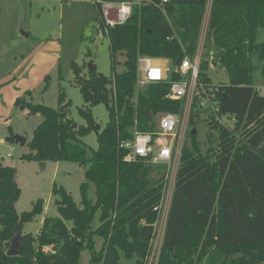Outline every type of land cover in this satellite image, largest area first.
Wrapping results in <instances>:
<instances>
[{"label": "trees", "instance_id": "1", "mask_svg": "<svg viewBox=\"0 0 264 264\" xmlns=\"http://www.w3.org/2000/svg\"><path fill=\"white\" fill-rule=\"evenodd\" d=\"M207 1L168 0L161 8V0H145L126 24L110 29V76L98 71L83 76L73 65L85 103H104L108 109L103 129L90 109L79 111L86 125L70 118V101L62 91L57 108L17 99V105L43 117L26 143L29 153L21 158L84 168L82 201L78 206L62 187H55L61 218L46 217L38 234H24V225L43 213V201L18 214L16 169L0 163V264H79L84 250L91 252L90 264H120L122 259L149 263L167 167L158 173L145 162H124L128 151L121 144L132 140L135 130L155 132L159 113L180 115L182 102L167 98L168 83L150 84L136 95L138 59L169 60L170 80L182 79L177 70L198 50ZM259 29L264 30V0H213L200 83L213 84L207 75L211 66L224 70L228 81L217 86L215 100L222 113L238 116L243 127L236 132L213 127L218 148L204 154L198 131L192 133L202 113L195 100L189 120L192 141L182 150L157 264H264V93L253 87L252 79L253 55L264 59ZM117 65L123 69L118 71ZM90 131L97 133V149L83 141ZM97 213L100 225L93 228ZM15 228L25 248L7 257ZM96 237L103 240L99 250Z\"/></svg>", "mask_w": 264, "mask_h": 264}, {"label": "rangeland", "instance_id": "2", "mask_svg": "<svg viewBox=\"0 0 264 264\" xmlns=\"http://www.w3.org/2000/svg\"><path fill=\"white\" fill-rule=\"evenodd\" d=\"M205 17L199 37L198 51L205 43ZM98 20L99 9L91 1L61 4L0 0V163L16 169V181L21 189V194L15 204L18 214L32 211L39 200L43 201V213L24 225V234H38L46 217L61 218L56 203L61 200V197L54 194L55 187H62L71 195L73 201L81 206L80 183L75 182L72 176L79 171L84 172V168L71 162H49L42 169L41 163L25 161L21 158L29 153L27 144L31 141L33 132L42 122L43 117L30 114L24 105L16 104L17 99H25L27 103L35 105L57 108L62 91L66 96V102L70 101L68 108L70 118L79 125H86L79 111L83 108L90 109L96 122L103 129L109 121L108 109L104 103L94 105L85 103L80 88L75 83L73 68L74 64L78 65L82 75L86 76L89 72V64L93 62L97 66L98 73L104 76L112 74L110 44L108 40L95 39ZM257 43H264L263 29L257 31ZM203 52L204 47L202 54ZM253 64V87L264 93V59H259L255 53ZM122 69L121 65H117L118 71ZM207 75L214 85H221L228 81L224 70L218 67L211 66ZM164 114L166 113H159L155 116L156 129L159 117ZM203 117L201 115L197 119L196 129L198 131L197 141L202 152L206 154L212 147L217 149L218 142L216 133L208 128ZM189 120L190 118L186 119V113H184L183 130H187L184 145L191 144L192 141L190 138L192 126L189 125ZM16 136L25 138L27 144L22 146L15 140ZM10 138L12 140H9ZM83 141L92 149L98 147V137L95 131H90L84 136ZM8 154L12 156L7 157ZM89 156H91L90 151ZM154 169L158 173L164 172L162 165L155 166ZM177 170L178 167L176 168L173 164L168 189L163 197L165 202L161 223L165 218L169 199L175 187ZM82 178L84 181V173ZM89 197L93 201L96 199L94 184L90 185ZM99 216L100 213H97L93 228L100 225ZM66 223L69 227L72 226L71 221ZM156 231H159V228ZM95 241L96 248L99 250L103 240L96 237ZM153 243L155 244L156 241ZM154 247L155 245L151 251V255L155 254L153 262L148 264L158 263L160 242L156 252L153 251ZM90 258L91 252L84 250L79 264H90ZM127 263L125 259L120 262V264Z\"/></svg>", "mask_w": 264, "mask_h": 264}, {"label": "built area", "instance_id": "3", "mask_svg": "<svg viewBox=\"0 0 264 264\" xmlns=\"http://www.w3.org/2000/svg\"><path fill=\"white\" fill-rule=\"evenodd\" d=\"M26 1H40L48 3H61L70 4L76 1H91L99 9V20L95 30L96 40H108L110 44V29L118 25H123L130 19L133 9L137 5H141L145 0H26ZM168 0H161L160 7L162 8ZM197 50L193 58L186 57L179 66L178 72L182 74V79L171 81L172 67L169 60L161 58H148L140 57L138 59V71L136 80V95L140 90L146 88L150 84L154 83H168L170 86L167 98L174 101L182 102V110L180 115L166 113L161 115L158 120L157 129L155 132H139L135 130L133 132L132 140L124 141L122 144H127V147L121 148L128 151V154L124 158V162L133 163L137 162V156H142L145 162L149 166H166L167 167V188L164 196L166 195L169 183V175L173 164L178 167L181 151L184 147V141L187 134V130H183L185 121L183 122V114L186 113V119L190 118L192 110L194 108L195 100H197V109L200 110L203 115V121L206 123L209 129L217 126L218 128H225L230 132H236L241 130L243 124L240 123V118L233 114H224L221 111L219 104L215 100L214 91L218 85H204L200 83L201 63H202V50ZM195 71V75L193 72ZM200 87V88H199ZM258 90V89H257ZM259 91V90H258ZM136 100V99H135ZM201 117V116H200ZM198 119V118H197ZM196 130V129H194ZM193 130V131H194ZM144 139V145H140L139 139ZM143 146L146 150L151 148V151H147V155L137 153L136 149ZM167 149V155H162L161 150ZM8 154L7 157H11ZM156 157V163H153V158ZM165 199H162L160 211L162 215ZM160 220L157 224V228L161 223ZM156 228V230H157ZM156 243H153L154 250L158 247L160 241V232L156 231L155 239ZM159 253L157 261L159 259ZM155 254L150 256L149 263L153 262ZM157 264V262H156Z\"/></svg>", "mask_w": 264, "mask_h": 264}, {"label": "water", "instance_id": "4", "mask_svg": "<svg viewBox=\"0 0 264 264\" xmlns=\"http://www.w3.org/2000/svg\"><path fill=\"white\" fill-rule=\"evenodd\" d=\"M28 36V35H26ZM89 71L95 72L97 71V66L91 62L89 64ZM197 130H194L192 133L195 134ZM15 140L19 142L22 146L26 145L27 140L23 137L16 136ZM137 162H143L144 158L142 156H137ZM46 167V163H41V168L44 169ZM145 178V176H143ZM72 179L77 182V183H82L83 178H82V173L81 171L77 172L72 176ZM25 248V244L23 243V238L22 235L19 231V228H15L14 230V235L11 240L10 246L7 250L6 256L7 257H16L19 255L20 251Z\"/></svg>", "mask_w": 264, "mask_h": 264}, {"label": "crops", "instance_id": "5", "mask_svg": "<svg viewBox=\"0 0 264 264\" xmlns=\"http://www.w3.org/2000/svg\"><path fill=\"white\" fill-rule=\"evenodd\" d=\"M31 2H35V1H31ZM37 2H40V1H37ZM212 2H213V0H208L207 1V5H206V11H205V15H204V17L206 16L205 17V19H206V21H205V28H204L205 34L207 33V29H208V24H209L211 9H212ZM205 38H206V36H205ZM46 165H47V163H46ZM81 173L83 174L84 172H81ZM172 195H173V193L171 194V197L169 199V204H168V208H167V212H166L165 218H164L163 222L159 225V232H160V241L159 242H160V248L162 246V242H163V238H164V233H165V228H166V222H167V217H168V212H169V208H170V203H171Z\"/></svg>", "mask_w": 264, "mask_h": 264}, {"label": "clouds", "instance_id": "6", "mask_svg": "<svg viewBox=\"0 0 264 264\" xmlns=\"http://www.w3.org/2000/svg\"><path fill=\"white\" fill-rule=\"evenodd\" d=\"M193 75H195V71L193 72ZM139 139V138H138ZM139 143H140V145H144V143H145V140L144 139H139ZM128 145L125 143V144H122V147H127ZM136 151H137V153H139V154H142V155H147V151H151V148H148L147 150L143 147V146H141V147H139V148H137L136 149ZM167 149H162L161 150V154L162 155H167ZM125 159H129V157H125ZM156 160H157V158L156 157H154L153 158V163H156Z\"/></svg>", "mask_w": 264, "mask_h": 264}]
</instances>
